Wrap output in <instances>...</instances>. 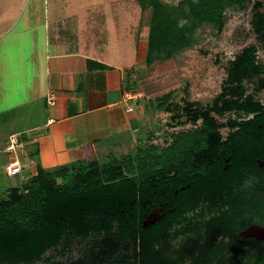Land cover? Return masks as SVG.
Wrapping results in <instances>:
<instances>
[{
    "label": "trees",
    "instance_id": "16d2710c",
    "mask_svg": "<svg viewBox=\"0 0 264 264\" xmlns=\"http://www.w3.org/2000/svg\"><path fill=\"white\" fill-rule=\"evenodd\" d=\"M139 1L143 9L151 11L145 58L150 67L176 59L207 35H219L228 21L227 11L243 8L251 0ZM261 5L260 1L254 5L258 32L264 30ZM254 52V47H246L229 60L225 94L211 104L187 100L180 106L174 102L176 91L172 90L150 102L154 111L172 112L169 125L174 127L195 124L203 118V127L195 132H215L216 115L233 108L232 98L227 97L231 94L228 87L242 85L264 71V63ZM158 148L148 141L135 152L112 154L105 162L72 161L50 169L39 166L35 176L0 194V264H149L143 253L141 258L137 254L136 203L139 195L149 196L154 171L152 151ZM142 232L147 239L148 234ZM76 240L88 242L77 259L66 263L54 260ZM251 257L254 264H264V253ZM212 259H206V264Z\"/></svg>",
    "mask_w": 264,
    "mask_h": 264
},
{
    "label": "crops",
    "instance_id": "0c3cea01",
    "mask_svg": "<svg viewBox=\"0 0 264 264\" xmlns=\"http://www.w3.org/2000/svg\"><path fill=\"white\" fill-rule=\"evenodd\" d=\"M125 1L52 0L53 7L45 9L46 21L40 25L44 28L42 45L32 59H25L26 66L35 62L37 69L33 82L26 85L28 96L19 103L9 100L7 106L6 113L13 118L7 121L0 144V177L4 181L0 194L35 176L39 166L50 169L72 161L105 162L112 154L132 153L144 145L145 132L149 133L146 125L152 118L142 105L176 90L178 84L170 88L166 84L173 82L177 67L174 59L161 61L146 66L142 71L147 74L141 78L136 67L145 63L147 39L146 43L139 40L138 64L126 61ZM33 23L28 20L26 28ZM14 27L10 22L0 29V39ZM27 33L12 34L8 41L24 39ZM158 75L163 77L161 81L151 82L144 91V80ZM9 92L12 97L14 89ZM51 96L54 104L49 102ZM13 134L23 143L22 150L14 154L6 150ZM15 157L22 171L8 176L5 166Z\"/></svg>",
    "mask_w": 264,
    "mask_h": 264
},
{
    "label": "flooded vegetation",
    "instance_id": "af4514ba",
    "mask_svg": "<svg viewBox=\"0 0 264 264\" xmlns=\"http://www.w3.org/2000/svg\"><path fill=\"white\" fill-rule=\"evenodd\" d=\"M255 20L253 8V32L264 49V30H256ZM246 47H254L259 60L257 46ZM228 88L233 108L216 115L215 132H195L204 125L200 118L189 123L193 132L172 133L167 149L152 151L149 196L139 195L136 203L137 254L149 264H206L209 258V264H254L252 254L264 253V239L252 234L256 227L264 231V96L257 98L264 95V71ZM224 94L222 86L215 98Z\"/></svg>",
    "mask_w": 264,
    "mask_h": 264
},
{
    "label": "rangeland",
    "instance_id": "374dc122",
    "mask_svg": "<svg viewBox=\"0 0 264 264\" xmlns=\"http://www.w3.org/2000/svg\"><path fill=\"white\" fill-rule=\"evenodd\" d=\"M91 1L89 0V3ZM256 1L262 2L263 6L260 10L264 11V0H251L243 8L229 9L227 11L228 21L219 35H207L202 43L194 48L185 50L173 60V65L177 67V71L174 73L173 82H168L166 88L178 84L174 97L176 104L184 105L187 100L197 101L204 106L211 104L227 78L229 60L233 59L246 46H257L259 61L264 62V49H262V44L258 41L252 28L253 8ZM53 5L52 0H0V22L2 23L0 29L6 27L10 22L15 23L12 32L0 39V96H2V98L0 97V112L3 113L0 115L1 145H3L2 138L5 135L7 121L13 118L12 115L9 116L6 113L7 106L10 104L9 100H12V103L23 101L28 96L26 85L33 82V74L37 73L35 62H30L26 66L25 59H32L33 52H39L44 37V28L40 25L46 21L45 9L47 11V8L51 9ZM124 8L126 9L125 58L130 64H138L136 60L137 47L140 39L144 40V43H146V39L148 41L151 11L147 8L143 9L139 0H126ZM144 11H147L145 14L146 20L142 21ZM28 16H30V19H28ZM120 16V23H122L123 15ZM28 20L30 22L33 21L34 25L31 24L27 29L26 22ZM59 30L64 33L63 29ZM22 31H28V35H25L24 39L8 41L10 35ZM146 66L145 62L143 64L139 63L136 67L137 73L141 70V78L147 74L142 71L147 68ZM162 78L161 75H158L145 79L142 83L145 87L144 91L147 90L146 88L149 87L151 82L155 80L160 82ZM256 86L255 83L254 88ZM11 88L14 89L12 97L9 94ZM263 96V92H260L257 98L262 99ZM153 109L152 103L142 105L143 112L146 115L149 114L152 118L151 123L146 125L149 133L146 134L145 132L147 138L143 144L151 141L154 145L161 148L166 145V140L169 139L173 132L188 130V127L194 128L190 124L176 127L170 126L169 123L172 121L171 116L173 113L158 110L155 114ZM21 112L22 108L19 109V113ZM145 117L147 118V116ZM180 133H185V131ZM3 186L4 181L0 177V190L3 189ZM86 243H88L87 240L84 242L80 240L74 241L70 249L57 253V257L54 260L66 263L77 259ZM40 264L46 263L41 262Z\"/></svg>",
    "mask_w": 264,
    "mask_h": 264
},
{
    "label": "built area",
    "instance_id": "2783aa9c",
    "mask_svg": "<svg viewBox=\"0 0 264 264\" xmlns=\"http://www.w3.org/2000/svg\"><path fill=\"white\" fill-rule=\"evenodd\" d=\"M129 98H132V97H129ZM49 102L51 104H54L55 98L51 96L49 98ZM22 148H23V143L19 140L18 136L16 134L11 135L7 143V146H6V150L9 153L14 154L17 151L22 150ZM21 171H22L21 162L16 157L13 158L11 161H9L5 166V172L8 176H15L21 173Z\"/></svg>",
    "mask_w": 264,
    "mask_h": 264
},
{
    "label": "water",
    "instance_id": "95a60500",
    "mask_svg": "<svg viewBox=\"0 0 264 264\" xmlns=\"http://www.w3.org/2000/svg\"><path fill=\"white\" fill-rule=\"evenodd\" d=\"M252 234L260 239H264V231L257 227L252 230Z\"/></svg>",
    "mask_w": 264,
    "mask_h": 264
}]
</instances>
